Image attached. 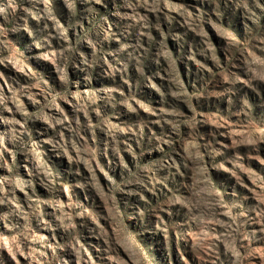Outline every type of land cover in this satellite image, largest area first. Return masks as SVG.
I'll return each instance as SVG.
<instances>
[{"label": "rangeland", "instance_id": "obj_1", "mask_svg": "<svg viewBox=\"0 0 264 264\" xmlns=\"http://www.w3.org/2000/svg\"><path fill=\"white\" fill-rule=\"evenodd\" d=\"M0 192V264H264V0H0Z\"/></svg>", "mask_w": 264, "mask_h": 264}, {"label": "bare ground", "instance_id": "obj_2", "mask_svg": "<svg viewBox=\"0 0 264 264\" xmlns=\"http://www.w3.org/2000/svg\"><path fill=\"white\" fill-rule=\"evenodd\" d=\"M7 120V119H6ZM9 121H10V119H9ZM0 194H3V193H1L0 192ZM40 234L38 235V237H37V241L38 242H43L44 240H48V238H47V233H48V229H46V227L45 226H42L41 228H40Z\"/></svg>", "mask_w": 264, "mask_h": 264}]
</instances>
